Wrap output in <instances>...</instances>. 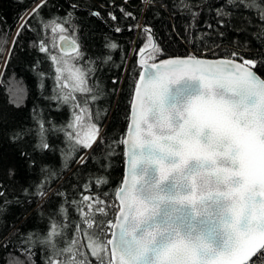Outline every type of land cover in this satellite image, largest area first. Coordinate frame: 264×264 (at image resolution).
<instances>
[{
    "label": "snow or ice",
    "instance_id": "obj_1",
    "mask_svg": "<svg viewBox=\"0 0 264 264\" xmlns=\"http://www.w3.org/2000/svg\"><path fill=\"white\" fill-rule=\"evenodd\" d=\"M226 4L255 9L264 37V0ZM181 5L189 7L184 0ZM217 14L232 15L223 9ZM70 20L71 14L45 24L54 39L50 46L41 41L39 51L48 54L55 68L60 94L52 99L71 102L75 109L66 136L87 149L101 133L88 106L98 99L88 84L95 68L77 67L75 61L83 60L84 53L77 37L66 35L64 25ZM141 31L146 43L138 51L140 71L129 102V125L119 141L126 146V175L113 192V218H108V201L82 193L78 204L73 201L81 217L75 225L79 235L58 248L56 238L67 224L53 222L42 241L52 250L47 264H92V258L97 264H264V79L252 70L264 60L244 59L238 52L220 60L195 54L161 59L164 51L151 28ZM57 33L61 46L53 54L49 47H57ZM77 92L91 95L82 105ZM46 131L41 122L42 141ZM41 146L49 148L46 142ZM77 162L84 163V157ZM61 214L66 217V209ZM25 251L31 257V250Z\"/></svg>",
    "mask_w": 264,
    "mask_h": 264
},
{
    "label": "trees",
    "instance_id": "obj_2",
    "mask_svg": "<svg viewBox=\"0 0 264 264\" xmlns=\"http://www.w3.org/2000/svg\"><path fill=\"white\" fill-rule=\"evenodd\" d=\"M37 1L0 0V264L16 259L47 264L52 250L42 241L53 222L67 224L56 238L58 248L79 235L75 225L81 217L73 201L78 204L82 193L108 201V218H113V192L126 169L125 145L119 141L129 125V102L140 71L138 51L146 43L143 27L151 28L163 49L160 58L193 53L230 57L238 52L244 59L264 60L262 25L255 9L233 7L226 0H184L189 7L182 6L181 0H154L148 5L142 0H40L34 5ZM218 9L232 15L219 16ZM97 12L100 15L93 14ZM129 12L131 17L125 15ZM69 14L66 35L77 37L84 53V59L75 63L95 68L88 84L98 99L89 100L88 106L101 133L87 149L66 136L75 109L71 102L52 99L60 94L55 90V68L48 54L39 51L41 41L50 46L54 39L45 24L54 18L60 22ZM59 35L57 47H49L53 54L59 51ZM111 42L118 47L106 48ZM108 56V62H101ZM255 68L264 76V64ZM75 95L83 105L91 94ZM41 122L47 130L44 141L39 134ZM16 134L19 138L13 139ZM43 142L49 148H42ZM80 157L84 163L77 162ZM97 178L107 183H92ZM38 190L45 195H37ZM29 234L31 242H27ZM92 264H97L95 258Z\"/></svg>",
    "mask_w": 264,
    "mask_h": 264
},
{
    "label": "water",
    "instance_id": "obj_3",
    "mask_svg": "<svg viewBox=\"0 0 264 264\" xmlns=\"http://www.w3.org/2000/svg\"><path fill=\"white\" fill-rule=\"evenodd\" d=\"M34 6V5H33ZM32 6V7H33ZM69 36V35H68ZM59 45L61 46V42L59 41ZM193 54H195V55H197L198 57H201V58H203V59H207V60H220V59H226V58H231V57H220V56H213V55H206V54H198V53H193ZM186 55H188V54H174V55H169V56H166V57H163V58H161V59H167V58H169V57H177V56H181V57H183V56H186ZM139 55H138V60H139ZM237 62H240V61H237ZM253 71H255L256 72V74L258 75V76H260V78L261 79H264V76L254 67L253 69H252ZM132 98H133V95H132ZM130 111H131V108H130ZM127 131V130H126ZM125 148H126V146H125ZM126 160H127V158H126ZM125 175H126V169H125ZM125 177V176H124Z\"/></svg>",
    "mask_w": 264,
    "mask_h": 264
},
{
    "label": "rangeland",
    "instance_id": "obj_4",
    "mask_svg": "<svg viewBox=\"0 0 264 264\" xmlns=\"http://www.w3.org/2000/svg\"><path fill=\"white\" fill-rule=\"evenodd\" d=\"M40 1V0H39ZM39 1H37L34 5H36ZM78 67V66H77Z\"/></svg>",
    "mask_w": 264,
    "mask_h": 264
}]
</instances>
